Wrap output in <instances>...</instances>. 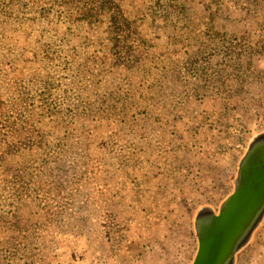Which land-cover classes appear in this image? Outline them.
Listing matches in <instances>:
<instances>
[{
    "label": "rangeland",
    "instance_id": "374dc122",
    "mask_svg": "<svg viewBox=\"0 0 264 264\" xmlns=\"http://www.w3.org/2000/svg\"><path fill=\"white\" fill-rule=\"evenodd\" d=\"M102 1L0 0V264H190L264 132V0Z\"/></svg>",
    "mask_w": 264,
    "mask_h": 264
},
{
    "label": "water",
    "instance_id": "95a60500",
    "mask_svg": "<svg viewBox=\"0 0 264 264\" xmlns=\"http://www.w3.org/2000/svg\"><path fill=\"white\" fill-rule=\"evenodd\" d=\"M264 217V132L253 135L237 165L234 188L216 212L194 219L197 250L190 264H235Z\"/></svg>",
    "mask_w": 264,
    "mask_h": 264
},
{
    "label": "trees",
    "instance_id": "16d2710c",
    "mask_svg": "<svg viewBox=\"0 0 264 264\" xmlns=\"http://www.w3.org/2000/svg\"><path fill=\"white\" fill-rule=\"evenodd\" d=\"M114 7V4L112 3V1L111 0H103L99 5H98V9L99 10H101V12H103V11H111V9ZM53 60H55L54 58H53ZM21 76V75H20ZM2 81V83H3V80H1ZM31 82L34 84V86L36 85V87L35 88H39V90H40V94H36L37 95V97H38V99H37V101H38V103L42 106V108H44V107H49V106H52L51 105V103H49L50 101H53V99L51 98L52 97V94L54 93L53 91H50L49 92V88L47 87V81L46 80H41L40 78H37V77H35V76H33V78L31 79ZM24 84H26V81L25 82H23ZM15 84V83H14ZM19 89V88H18ZM20 89H24V88H22V87H20ZM19 89V102L21 103V102H24V93L21 91ZM57 91H60V92H63V91H65V89H56ZM7 91V88L6 87H4L3 88V90L1 91V88H0V106L4 103V99H3V97L5 96V92ZM56 93H58V92H56ZM59 94V93H58ZM17 98V97H16ZM16 100V99H15ZM17 100H18V98H17ZM17 100H16V102H17ZM55 107H57V106H55ZM35 109H36V113H34V114H32V110H33V108H26V112L29 114L28 115V117H24V116H22L21 115V117L19 118V119H17V118H14L13 119V121H12V124H14V123H19V125H21V126H25V125H32V122H33V119L34 118H36L38 121H40V119H39V115H40V111H38L39 110V108L37 107V106H35ZM38 111V112H37ZM155 129H156V126L153 124V126H151L150 128H146V126H144V125H142L141 126V131H142V133L140 134L141 136H143V135H145V134H147V133H152V132H154L155 131ZM249 142V141H248ZM248 144V143H247ZM246 148H247V145H246ZM246 148H245V150H246ZM36 187V189H38L36 192H38L40 189H42L43 187H42V184H40V185H36L35 186ZM37 194V196H43V195H45V196H47L48 198H52L53 197V195H54V192L51 190V191H40V192H38V193H36ZM195 216H196V214H195ZM195 216H194V218H195ZM44 219H45V221H47L48 219L47 218H45L44 217ZM251 240V239H250ZM250 242V241H249ZM249 242H248V244H249ZM247 244V245H248ZM246 245V246H247ZM245 246V247H246ZM244 247V248H245ZM243 248V249H244ZM242 249V250H243ZM242 250L240 251V252H242ZM239 252V253H240ZM237 258H238V256L236 257V261H237Z\"/></svg>",
    "mask_w": 264,
    "mask_h": 264
}]
</instances>
